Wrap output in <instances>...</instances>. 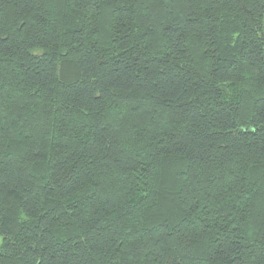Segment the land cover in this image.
<instances>
[{
  "label": "trees",
  "instance_id": "trees-1",
  "mask_svg": "<svg viewBox=\"0 0 264 264\" xmlns=\"http://www.w3.org/2000/svg\"><path fill=\"white\" fill-rule=\"evenodd\" d=\"M0 264H264V0H0Z\"/></svg>",
  "mask_w": 264,
  "mask_h": 264
}]
</instances>
